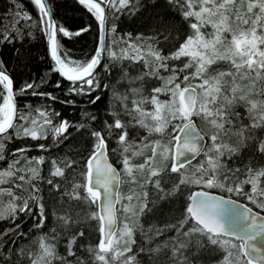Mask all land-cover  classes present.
<instances>
[{"label": "snow or ice", "instance_id": "1", "mask_svg": "<svg viewBox=\"0 0 264 264\" xmlns=\"http://www.w3.org/2000/svg\"><path fill=\"white\" fill-rule=\"evenodd\" d=\"M74 2L88 26L0 13V48L23 69L39 36L49 63L17 87L0 59V264H264V0Z\"/></svg>", "mask_w": 264, "mask_h": 264}, {"label": "trees", "instance_id": "2", "mask_svg": "<svg viewBox=\"0 0 264 264\" xmlns=\"http://www.w3.org/2000/svg\"><path fill=\"white\" fill-rule=\"evenodd\" d=\"M21 4L25 6L29 12L32 13L33 16L36 15V11L30 5L29 0H19ZM7 0H0V13H3L7 10ZM50 5L53 8L55 13V18L57 22L63 23L65 26L71 25L73 28H77L79 26H88L90 23L89 15H86L84 11H81V6L76 4L74 1L68 0H50ZM119 29L121 32L130 31L134 34L139 31H144L138 25V22H133L129 20L127 17L122 18V22L119 24ZM98 39L97 31L95 25H93L92 30L85 34L83 38L77 39L75 42L68 44V47H71L75 53L77 58H80L85 53H91L96 46V41ZM24 49L30 53L28 59L29 64L26 68L21 69V67L13 61L12 57L15 55L14 51L12 50L11 46H4L0 48V59H3L9 68V71H12L14 64L16 66V71L13 72V75L16 78L17 87H19L22 79H35L39 82L40 77L47 73L49 68L48 59L46 56L45 45L39 39V36L34 41H29L27 38L24 41ZM41 57H45L41 59ZM22 73V76H21ZM57 77L55 75L52 76L50 84L42 89L45 91H53L54 94L61 96L63 98L62 93L59 90H54L52 88V84L55 83ZM67 86V82H65V87ZM79 99V98H77ZM18 103L22 106L24 104H32L33 106H37L42 101L39 98L32 97L31 95L26 97H21L18 99ZM56 111L62 113V118L68 119L70 122L74 123L79 119L80 113L79 108H74L69 105H61L59 103L54 104ZM101 112L104 108V105L101 104L100 106ZM89 111L96 112V107H90ZM199 123V122H198ZM203 127V125H200ZM29 146H32L34 150L31 152L32 156L36 155H43L44 153L41 152L35 146L37 143H45L51 145L52 141L49 137L48 140H40L39 142L36 141H29L27 142ZM15 146H23V145H15ZM58 155H63V149L60 152L57 150L52 149L51 156L57 157ZM47 165L45 166V174L47 173ZM31 226V220H28L27 223L24 225V230L27 231L28 227Z\"/></svg>", "mask_w": 264, "mask_h": 264}, {"label": "water", "instance_id": "3", "mask_svg": "<svg viewBox=\"0 0 264 264\" xmlns=\"http://www.w3.org/2000/svg\"><path fill=\"white\" fill-rule=\"evenodd\" d=\"M68 1H74V0H68ZM49 7H51L50 3H49Z\"/></svg>", "mask_w": 264, "mask_h": 264}]
</instances>
